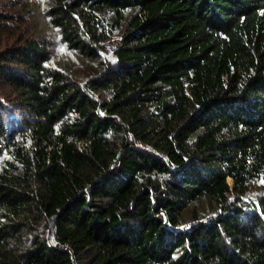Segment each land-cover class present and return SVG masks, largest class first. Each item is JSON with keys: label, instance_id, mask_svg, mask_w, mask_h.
<instances>
[{"label": "trees", "instance_id": "obj_1", "mask_svg": "<svg viewBox=\"0 0 264 264\" xmlns=\"http://www.w3.org/2000/svg\"><path fill=\"white\" fill-rule=\"evenodd\" d=\"M44 1L0 0V264H264V0Z\"/></svg>", "mask_w": 264, "mask_h": 264}, {"label": "rangeland", "instance_id": "obj_2", "mask_svg": "<svg viewBox=\"0 0 264 264\" xmlns=\"http://www.w3.org/2000/svg\"><path fill=\"white\" fill-rule=\"evenodd\" d=\"M36 2V6L38 7V4H43L45 1L44 0H34ZM40 10H37L36 8V12L33 13V16L31 18H28V21L26 20L25 22H22L20 25L21 27V32H27L28 30L32 33L34 32H41L42 34H44L45 36H49V37H53L54 33L53 30L51 29V27L48 24V18L47 15H44V11H42V7L39 6ZM8 36L5 35V33L0 30V38L3 42H9L12 41L11 38H7ZM55 37V36H54ZM55 44H57L59 46V39L55 37ZM56 47V50L62 53H66V51L60 49V47ZM55 50V52H56ZM67 54V53H66ZM68 56H70L71 58L75 59L76 57L71 56V55H67L64 58H67ZM105 58H106V54H104ZM82 63V62H81ZM231 181V180H230Z\"/></svg>", "mask_w": 264, "mask_h": 264}, {"label": "bare ground", "instance_id": "obj_3", "mask_svg": "<svg viewBox=\"0 0 264 264\" xmlns=\"http://www.w3.org/2000/svg\"><path fill=\"white\" fill-rule=\"evenodd\" d=\"M230 180H231V178H230Z\"/></svg>", "mask_w": 264, "mask_h": 264}]
</instances>
